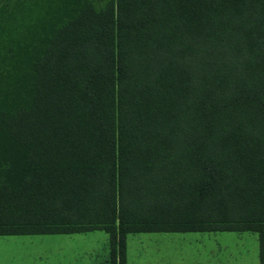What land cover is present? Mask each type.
Segmentation results:
<instances>
[{"label": "trees", "instance_id": "trees-1", "mask_svg": "<svg viewBox=\"0 0 264 264\" xmlns=\"http://www.w3.org/2000/svg\"><path fill=\"white\" fill-rule=\"evenodd\" d=\"M92 230L264 264V0H0V236Z\"/></svg>", "mask_w": 264, "mask_h": 264}, {"label": "rangeland", "instance_id": "rangeland-1", "mask_svg": "<svg viewBox=\"0 0 264 264\" xmlns=\"http://www.w3.org/2000/svg\"><path fill=\"white\" fill-rule=\"evenodd\" d=\"M126 264H259L252 232L129 233ZM0 264H111L108 234L0 236Z\"/></svg>", "mask_w": 264, "mask_h": 264}, {"label": "crops", "instance_id": "crops-1", "mask_svg": "<svg viewBox=\"0 0 264 264\" xmlns=\"http://www.w3.org/2000/svg\"><path fill=\"white\" fill-rule=\"evenodd\" d=\"M227 232V231H226ZM258 260H259V253H258Z\"/></svg>", "mask_w": 264, "mask_h": 264}]
</instances>
